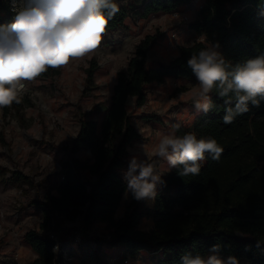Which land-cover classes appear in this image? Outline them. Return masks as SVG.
Instances as JSON below:
<instances>
[{
    "label": "trees",
    "instance_id": "1",
    "mask_svg": "<svg viewBox=\"0 0 264 264\" xmlns=\"http://www.w3.org/2000/svg\"><path fill=\"white\" fill-rule=\"evenodd\" d=\"M11 1L0 0V26L10 25L16 16ZM192 1L144 0L139 15L147 19L175 12ZM115 2L119 11L109 19L102 40L126 27L128 9ZM104 12L107 15L106 9ZM188 28L205 41L182 47L168 64H149L154 38L147 37L136 46L126 71L119 74L110 103L97 104L79 120L73 150L89 152L91 158L66 159L55 188L57 195L49 194L41 204L46 219L43 230L55 217L64 223L82 218L86 231L98 223L106 224L107 234L94 239L97 248L82 250L84 260L106 264L100 257L105 245L119 248L124 260L145 252L151 264H183L182 256L207 259L211 253L235 257L238 264H264V97L259 95L255 98L258 107L248 101V111L225 124L226 109H235V92L221 97L220 89L214 87L208 94L212 107L202 110L192 126L175 124L173 130L181 137L194 132L197 140L215 139L223 148L219 160L205 152L197 175L181 176L184 165L177 164L160 178L154 188L157 193L147 197L151 207L146 198L137 200L132 192L125 215L116 217L129 189L124 175L131 162L129 149L142 140L128 111L130 101L138 107L145 105L148 88L169 78L196 79L188 60L208 50V43L221 50L229 71L264 55V0H205ZM97 69L94 65L88 71L90 84ZM59 74L47 71L40 77ZM229 97L231 102L226 104ZM25 180L21 177L19 181ZM144 220L153 223L149 231L141 229ZM66 240L57 253L55 242L30 230L25 241L38 257L29 264H66L71 257L65 253L72 248ZM214 245H218L215 251Z\"/></svg>",
    "mask_w": 264,
    "mask_h": 264
},
{
    "label": "rangeland",
    "instance_id": "2",
    "mask_svg": "<svg viewBox=\"0 0 264 264\" xmlns=\"http://www.w3.org/2000/svg\"><path fill=\"white\" fill-rule=\"evenodd\" d=\"M127 7L129 15L126 27L102 40L98 49L83 60H73L68 66L49 68L52 75L25 81V89L17 108L14 103L0 110V264H29L35 253L26 244L25 235L37 230L46 237L67 239L74 245L65 254L71 257L66 264H94L84 260L82 250L97 248L95 238L107 234V226L96 224L84 230L82 222L64 223L59 217L42 229L45 214L42 205L46 196L54 192L60 179L62 163L66 159L85 158V153L74 152V141L79 131V120L99 103L109 104L119 74L126 71L128 61L136 46L147 37L154 38L149 51V64H168L179 53L181 47L190 46L197 38L189 31L198 8L205 0H193L171 13L154 14L141 18L140 9L144 0H116ZM26 0H12L11 6L17 15ZM16 17V16H15ZM15 17L11 23L14 22ZM208 50L215 51L221 58V50L208 43ZM98 67L93 83L88 82V71ZM198 84L196 79L169 78L163 84L148 88L145 105L138 107L130 101L128 111L142 140L129 149L131 160L152 164L159 180L174 168L163 157L151 155L160 134L174 131L175 124L192 126L202 111L195 107L191 90ZM209 94V93H208ZM207 94V96H208ZM129 170V169H128ZM125 177L127 178V172ZM14 175V177H13ZM21 177L25 181H19ZM14 179V181H10ZM157 181L155 187L158 185ZM154 193L157 192L154 190ZM132 190L124 195L122 211L127 209ZM147 206L151 207L147 202ZM153 227L151 220H144L141 229ZM82 232V241L75 238L77 229ZM51 238V237H50ZM89 242V245L84 243ZM83 243V244H82ZM67 245V246H68ZM66 246V247H67ZM103 246V245H102ZM104 245L100 250L102 262L106 264H150V257L137 255L125 263L120 250L113 251ZM55 252H59L55 249ZM116 259L113 263L112 260ZM67 261V259H66ZM243 264H248L244 262Z\"/></svg>",
    "mask_w": 264,
    "mask_h": 264
},
{
    "label": "clouds",
    "instance_id": "3",
    "mask_svg": "<svg viewBox=\"0 0 264 264\" xmlns=\"http://www.w3.org/2000/svg\"><path fill=\"white\" fill-rule=\"evenodd\" d=\"M118 11L115 0H26L14 22L0 26V110L20 102L25 81L36 80L49 68L57 69L68 66L73 60L90 58L102 42L109 19ZM188 65L198 81L191 90L198 110L207 112L212 107L207 94L214 87L220 89L221 97L235 92V109H226L225 124L232 123L234 115L247 112L248 101L258 107L259 101L255 98L264 97V55L229 71L230 66L209 49L193 55ZM230 102L231 97L225 100L226 104ZM205 152H209L213 160H219L223 148L213 138L197 140L194 132L181 137L172 131L160 134L151 155L165 158L171 166L183 164L180 175L186 176L199 173L198 162L205 159ZM126 175L128 188L137 200L154 196L159 175L152 164L137 163L133 158ZM217 247L214 245L213 250ZM181 259L183 264H224L215 255L207 259L185 255ZM228 262L238 264L231 256Z\"/></svg>",
    "mask_w": 264,
    "mask_h": 264
},
{
    "label": "crops",
    "instance_id": "4",
    "mask_svg": "<svg viewBox=\"0 0 264 264\" xmlns=\"http://www.w3.org/2000/svg\"><path fill=\"white\" fill-rule=\"evenodd\" d=\"M183 47H186V46H183ZM182 48V47H181ZM179 54H180V51H179V53H178V55L175 57V58H177L178 56H179ZM174 58V59H175ZM117 83V82H116ZM116 85V84H115ZM110 101H111V99H110ZM110 101H109V103H110ZM106 105H108V104H106ZM79 132V131H78ZM77 135H78V133H77ZM77 137V136H76ZM76 139V138H75ZM82 152H84L86 155H85V158H91V155L89 154V152H85V151H82ZM76 158H78V157H76ZM84 158V159H85ZM84 159H81V160H84ZM56 188V187H55ZM55 191V193L54 192H52V193H50L51 195H54V196H56L57 195V191H56V189L54 190ZM49 195V194H48ZM1 200H3V196H1L0 197V201ZM122 205H123V202H122ZM122 205H121V207L117 210V212H116V217L117 218H122L124 215H125V213H126V210L127 209H125L124 211H122L121 209H122ZM1 221V220H0ZM78 221L80 222H82V218H79L78 219ZM99 224H104V223H99ZM104 225H106V224H104ZM151 229V228H150ZM149 229V230H150ZM149 230H147V231H149ZM145 231V230H144ZM66 241H68V240H66ZM26 242V241H25ZM68 243L70 244V242L68 241ZM27 244V243H26ZM28 245V244H27ZM29 246V245H28ZM70 247H74V245H70ZM116 250H120L119 248H113L111 251H110V253H113V251H116ZM121 251V250H120ZM35 253V252H34ZM139 255V254H138ZM144 255H148L149 256V254H147V253H145V252H141L140 253V256L141 257H143ZM212 255H215V256H217V258H219V259H221L223 262H224V264H229V262H228V258H221L220 256H218L217 254H213V253H211V254H209V256H212ZM208 256V257H209ZM37 254L35 253V256H34V259H33V261L35 260V259H37ZM150 257V256H149ZM207 257V258H208ZM33 261H31V263L33 262ZM24 264H26V263H24ZM150 264H151V262H150Z\"/></svg>",
    "mask_w": 264,
    "mask_h": 264
},
{
    "label": "built area",
    "instance_id": "5",
    "mask_svg": "<svg viewBox=\"0 0 264 264\" xmlns=\"http://www.w3.org/2000/svg\"><path fill=\"white\" fill-rule=\"evenodd\" d=\"M200 0H197L195 3H197V2H199ZM200 7H202V5L200 6ZM8 26V25H7ZM126 180L128 181V179L126 178ZM0 217L1 218H3L4 217V212H1L0 213ZM2 228V224H0V229ZM51 237V238H50ZM50 237H48L50 240H52L53 242H55V244H56V246H55V249H58L59 250V252H60V246H61V241L63 240V239H61V238H58V237H56V236H50ZM75 238H76V240L77 241H79V242H81L82 241V232H81V229L80 228H78L77 229V231H76V233H75ZM59 252H57V253H59ZM70 261V259H67V261ZM112 262L113 263H115L116 262V259H113L112 260ZM129 262V259H126L125 260V263H128ZM69 264H72V263H69Z\"/></svg>",
    "mask_w": 264,
    "mask_h": 264
}]
</instances>
